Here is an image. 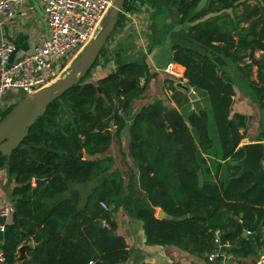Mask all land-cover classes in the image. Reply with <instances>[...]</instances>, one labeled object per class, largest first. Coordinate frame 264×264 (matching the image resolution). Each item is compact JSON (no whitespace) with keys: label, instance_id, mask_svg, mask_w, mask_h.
Returning a JSON list of instances; mask_svg holds the SVG:
<instances>
[{"label":"trees","instance_id":"obj_1","mask_svg":"<svg viewBox=\"0 0 264 264\" xmlns=\"http://www.w3.org/2000/svg\"><path fill=\"white\" fill-rule=\"evenodd\" d=\"M144 6L153 16L170 10L176 23H189L190 39L231 60L246 79L257 65V82L264 83V0H125L122 9L135 13ZM123 21L120 12L115 29ZM238 29L246 35L235 34ZM104 53L105 47L99 57ZM171 60L183 67L203 111L184 108L176 125L158 99L134 111L151 73L145 58L118 59L112 71L97 77L89 71L53 100L9 157L0 152V168L7 167L15 183L2 264H122L130 250L116 232L113 214L120 209L142 222L148 245L203 254L219 229L234 256L264 249V187L252 172L239 174L236 164L244 154L240 144L248 116L232 112L234 88L207 52L174 44ZM258 104L264 124V92ZM127 121V154L137 174L126 178L106 151ZM258 135L263 140L264 129ZM35 179L47 181L35 184ZM90 181L95 184L82 203L76 193L66 196L69 183ZM136 185L143 198L134 201ZM159 209L166 218L157 217ZM236 220L246 236L235 230ZM29 242L27 258L19 261L18 246Z\"/></svg>","mask_w":264,"mask_h":264},{"label":"crops","instance_id":"obj_2","mask_svg":"<svg viewBox=\"0 0 264 264\" xmlns=\"http://www.w3.org/2000/svg\"><path fill=\"white\" fill-rule=\"evenodd\" d=\"M21 2L24 5L31 6L26 15H16L10 19L0 18V37H5L12 41L16 47L11 57L12 59H16L29 52L35 45L40 44L46 38L48 33L46 16L42 4L38 0H21ZM204 2L205 1L201 3V6ZM129 13V16H123L124 21L122 22V25L118 27L117 31L111 36L105 46V53L103 56L99 57L96 65V68L99 66L97 70L99 72L94 74L95 77L102 76L112 71L115 68L118 59L121 62H126L145 58L151 77L148 81L146 92L143 97L134 102L133 110H137L142 104H147L158 99L164 104L166 109H175L178 115L180 114V109L182 111L184 108H187L189 111L192 110V107L187 96L188 92L180 89L177 86V83L180 82L187 85L189 91L194 90V88L189 86L187 80L183 78V67L172 62L171 47L174 44H181L201 52H207L220 68L223 78L230 82L234 88L235 95L233 97L232 112H239L247 115L248 125L251 122L250 116L255 115V113L259 116V126L256 127L258 129L256 136L252 137V140L245 142H264V139L259 140L257 136L263 125V112L259 107L258 98L260 94L264 92V83H258L256 79L257 65H253V73L249 80L246 79L231 60L216 55L213 51L190 39L186 32L189 23H176L170 10H163L161 13L153 16L151 9L144 6L135 13L130 11ZM118 31L119 33H125V35L121 33L118 36H123V39L116 38V33ZM112 51H114L113 55L111 54ZM105 56L106 59L109 56L108 62L112 60L111 65H107L108 62L105 63L103 61L102 58ZM253 57L255 60H258L260 58V52H255ZM101 61L103 62L100 65L99 62ZM169 64H171V66H179L180 69H178V71L176 68L174 69L175 71L166 70ZM170 81H172L175 90L170 88ZM175 92L178 93L177 96H174ZM10 95L15 96L16 94L9 91L7 96ZM185 97L188 98V102L185 100ZM198 97L204 106L202 98L199 95ZM176 98L177 100L182 99V104L177 103ZM187 125L189 124L187 123ZM129 128L130 124L127 121L120 132L119 138L114 137L109 149L106 151L108 152L106 154L110 155L114 161L116 160V157L112 154L114 150L113 145L120 141L127 147ZM126 147H124V150ZM126 156H128L127 151ZM262 163L264 165V161ZM123 175L125 176L124 173ZM90 182L92 184L90 187H86L84 196L78 198L81 203L88 190L95 184L94 181ZM14 185V180L10 177L7 167H1L0 207L5 202L11 201V192ZM78 185L81 184L69 183L65 191L66 196L74 194V192L70 190ZM113 216L116 223V232L125 238L130 250L129 258L122 264H256L260 254L264 252V249H260L256 253L247 257L233 255L226 259L218 258L215 261H208L206 253L190 254L184 248L175 245H148L146 244L143 224L141 221L137 219H128L122 210H120V215L114 213ZM11 221L12 218L6 221V232L4 234L0 233V244L9 238L8 229ZM28 244L29 247L33 246L32 242H29ZM27 250L28 249L25 251L26 258Z\"/></svg>","mask_w":264,"mask_h":264},{"label":"built area","instance_id":"obj_3","mask_svg":"<svg viewBox=\"0 0 264 264\" xmlns=\"http://www.w3.org/2000/svg\"><path fill=\"white\" fill-rule=\"evenodd\" d=\"M38 1L44 8L48 27L47 36L40 44L12 59L16 48L14 43L0 37V115L6 107L50 85L67 73L71 63L94 39L113 0ZM30 8L31 6L24 5L21 0H0V18L10 19L16 15H26ZM121 13L124 16L130 15L129 11L123 9ZM166 70H173L171 64ZM9 91L13 94L22 92L23 96H7ZM13 213L14 206L11 201L0 207V233L6 232V221L12 218ZM222 233L219 229L215 231L211 251L207 254L208 261L233 256L229 251L231 243L222 239ZM4 261L0 244V264ZM256 264H264V252L260 254Z\"/></svg>","mask_w":264,"mask_h":264},{"label":"water","instance_id":"obj_4","mask_svg":"<svg viewBox=\"0 0 264 264\" xmlns=\"http://www.w3.org/2000/svg\"><path fill=\"white\" fill-rule=\"evenodd\" d=\"M125 0H113L103 21L101 27L95 35L94 39L84 48L78 57L71 63L69 70L63 76L51 83L48 86L42 87L31 95H27L20 99L15 105L0 118V152L5 156H10L12 151L18 147L27 135L29 128L35 121L44 114L48 105L60 97L65 91L73 85L79 83L86 74L92 70L95 62L100 56L101 50L111 37L119 19ZM235 34L245 36L246 32L240 29L235 31ZM177 86L188 92L187 96L190 100L192 110L199 113L204 110V106L194 90L189 91V87L178 82ZM168 120L176 125L178 122L177 112L175 109H167L165 112ZM243 149V157L236 164L240 167L239 174L250 171L253 173L255 182L260 183L264 187V142L252 141L241 143ZM47 179H35L34 183H44ZM58 195L54 201L60 199ZM53 201V202H54ZM157 217L166 218L167 214L159 209ZM236 231L241 236H246L248 232L241 228L236 220ZM29 248V244H22L18 247L17 259L21 261L25 257V251ZM212 244L208 245L206 254H209Z\"/></svg>","mask_w":264,"mask_h":264},{"label":"rangeland","instance_id":"obj_5","mask_svg":"<svg viewBox=\"0 0 264 264\" xmlns=\"http://www.w3.org/2000/svg\"><path fill=\"white\" fill-rule=\"evenodd\" d=\"M124 16V15H123ZM117 31V28L116 29H114V31H113V33H112V35L115 33ZM124 34L125 35V33H123V32H120L119 33V31L116 33V38L120 35V34ZM129 34H131V33H129ZM111 35V36H112ZM128 37V36H127ZM111 38V37H110ZM110 38H109V40H110ZM118 39H123V36H120V37H118ZM108 40V41H109ZM108 41H107V43H108ZM145 42H146V40H145ZM107 43L105 44V46L107 45ZM146 45H147V43H146ZM111 54L113 55L114 54V51H112L111 52ZM111 55V56H112ZM109 57V56H108ZM108 57H107V59H106V56L105 57H103L102 59H103V61L106 63V62H108ZM103 61H101V62H99V64L101 65L102 64V62ZM111 61L112 60H110L109 62H108V64L107 65H111ZM98 63V62H97ZM98 64V65H99ZM104 64V63H103ZM96 65L97 64H95V66L92 68V70H91V75H93L94 76V74H96V73H98L99 71H97L98 70V68H99V66H97V68H96ZM104 66H105V64H104ZM177 68V67H176ZM178 69V68H177ZM181 89V88H180ZM16 95V97H18V98H20V97H22L23 96V93L22 92H17V93H15ZM176 100H177V98H176ZM19 101V100H18ZM177 103H180V104H182V99H178L177 100ZM183 111H181V109H180V114L182 113ZM183 114V113H182ZM250 118H251V122H250V124L248 125V128H247V132H246V134H245V136H244V138L241 140V143H246L245 141H248V140H252V137H255L256 136V134H257V128L256 127H258L259 126V121H258V118H259V116L257 115V113H255V115H253V116H250ZM250 118H249V121H250ZM264 129V124L261 126V129L260 130H263ZM259 134V133H258ZM213 136H214V142H215V144H216V146H217V138H216V136L213 134ZM258 137H259V135H257ZM261 138V137H260ZM215 145H214V147H216ZM113 147H114V150H113V152H112V154L113 155H115V157H116V160L114 161L115 162V167L116 168H119L120 170H121V172L122 173H124L125 174V177L127 178L131 173H134L135 175L137 174V165H136V163L131 159V157L130 156H126V151H127V147H126V145L124 146V144L122 143V142H118L117 144H114L113 145ZM124 147H126L125 148V150H124ZM106 153H108V152H106ZM111 153V152H110ZM209 162H211V160L209 161ZM132 175V174H131ZM91 182L90 183H85V184H81V185H78V186H76L75 188H73V189H71L70 191H72V192H74V193H76L77 195H79L80 197L81 196H84V194H85V189H86V187H90L91 186ZM134 190H135V192H134V201L136 200V199H139V198H143V192H141V191H139V189L137 188V185L136 186H134ZM121 210V209H120ZM120 210H117L115 213H118V215H120Z\"/></svg>","mask_w":264,"mask_h":264},{"label":"bare ground","instance_id":"obj_6","mask_svg":"<svg viewBox=\"0 0 264 264\" xmlns=\"http://www.w3.org/2000/svg\"><path fill=\"white\" fill-rule=\"evenodd\" d=\"M176 68V66H172V69H173V71H175L174 69ZM177 69V68H176ZM177 71H178V69H177ZM178 73V72H177Z\"/></svg>","mask_w":264,"mask_h":264}]
</instances>
